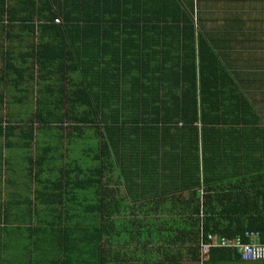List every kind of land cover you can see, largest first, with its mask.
I'll list each match as a JSON object with an SVG mask.
<instances>
[{
	"label": "trees",
	"instance_id": "16d2710c",
	"mask_svg": "<svg viewBox=\"0 0 264 264\" xmlns=\"http://www.w3.org/2000/svg\"><path fill=\"white\" fill-rule=\"evenodd\" d=\"M165 1L161 19L175 39L159 59V73L147 74L78 39L90 0H0V33L37 31L43 40L37 51L28 48L22 67L15 52L5 51L0 93L17 91L23 98L13 102L22 105L31 104L33 90L38 97L26 127L2 128L0 119V138L14 130L28 129L30 140L34 131L38 139L55 131L36 163L57 164L61 173L59 180L39 179L36 216L20 218L28 226L35 220L30 235L49 239L38 256L30 252V262L9 264H181L199 261L209 234H264V169L256 167L264 163L263 127L256 128L261 116L247 93L263 73L243 55L264 50L262 18L251 27L245 14L253 5L264 9V0L197 10L192 0L187 13L172 0L158 3ZM104 6L96 5L87 29L93 38L107 27ZM144 8L154 15L148 0ZM223 16L225 24H217ZM232 58L235 72L224 63ZM35 62L43 81L25 82ZM232 262L243 261L234 250L214 248L203 264Z\"/></svg>",
	"mask_w": 264,
	"mask_h": 264
},
{
	"label": "crops",
	"instance_id": "0c3cea01",
	"mask_svg": "<svg viewBox=\"0 0 264 264\" xmlns=\"http://www.w3.org/2000/svg\"><path fill=\"white\" fill-rule=\"evenodd\" d=\"M148 1L154 7V15L147 14L143 11L145 9L144 0H141L140 7L136 6V0H90L88 12L83 14L84 19L79 21L81 26H84L83 28L86 32L81 34V37L79 36L78 39L86 40L85 42L92 40L95 47L97 44L99 45L98 47L105 48L104 53L109 55L111 59L119 60L122 63V66L125 62L127 66L126 69L132 68L133 71H136V67H141L142 65L147 74H158L160 71V69H158L160 64L159 59L162 58L165 51L170 54V48L172 47L175 37L173 36V33L165 28H172L170 26L171 24L166 23L161 19V9L167 5V2L165 1L159 5L158 0ZM191 2L192 0H172L171 6L173 3H177L183 12L187 13ZM211 2L213 5L207 7L204 0H193L194 8L196 10L214 8L215 4H218L217 6L221 8L220 2H222V0H211ZM98 4L105 5L103 9L108 12L105 15V23L107 27L105 28V32L97 33L93 38L91 34L94 33H89L87 29L91 28L93 22L91 19L94 16V10H98L96 7ZM90 6H92L91 9ZM228 22L230 23L229 20ZM217 24L223 25L225 24V20L221 19ZM129 27H131V29H129ZM131 30L134 31L131 32ZM215 35L219 36V40L221 39L220 36H222V34L220 33V30H218V34L215 32ZM42 42L43 40L37 31L32 33L30 31H23L19 34L18 32H10L7 34L0 33V71L3 70V67L8 66V64H6V58L8 56L5 54V51L15 52V60L13 61L15 64L21 66L24 63L23 60L28 48L33 47L34 50L37 51L42 46ZM78 44L80 45L82 52L84 54L87 52L88 54L89 50L87 49L85 52L82 43ZM52 54L53 52L51 53V56ZM224 63L228 65L229 71H231V69H233L234 72L236 71V65L233 64V58L228 59L227 61L225 60ZM108 68L112 71H116L111 65H108ZM32 72L31 80L25 82L36 83L37 81H40L41 76L44 74V69L36 63L32 68ZM259 72L263 73L262 81H257L256 83L247 86V93L261 116V120L256 125V128L263 127V130L258 132V134L261 133L259 136L262 135L264 138V106H262V104H264V68H261ZM39 74L42 75L39 76ZM258 76L259 75L256 74V80H259ZM253 79L255 80V77ZM42 81L43 80L40 82ZM155 84L158 87V83ZM216 86H218V84H216ZM37 97V92L33 90L28 99H33L34 102V99ZM1 98L4 99V102L5 99L7 100L6 102H10L15 98L23 97L20 93H17V91H13L11 93H0V99ZM228 103H230V101ZM49 132H51V134ZM54 133L55 131H43L42 134L39 135L40 139H38V131H34L30 140V132L25 130H14L12 134L9 135V147H4L3 151L0 153V196H2V200H0V204L2 205L0 206V215L3 216L6 211L8 212L7 216L11 218L9 224L1 231L3 233L4 231L9 233V237L6 239L4 236V239L2 240L5 243L8 242L9 246L14 247L13 250L10 249L9 253H5L0 260L7 259L6 262L27 260L30 256V252L34 256H38L39 248L44 247L43 245L41 246L40 243H43L44 239H49L47 236L40 239L36 234L30 235L29 230L34 228V226H28L29 224L23 222L20 218L32 217L34 219L36 216L34 210V208H38L36 197L38 193L43 191L40 187L38 189V185H40L39 179L43 180L46 178L54 180L56 178L59 180L61 177L60 168L57 164L56 167L54 164L50 166L44 159L39 166L36 163L37 157L41 156L39 150H45V147L49 145L48 141H50V136L52 138ZM1 138H3V136H1ZM51 140L53 145L55 138ZM26 142H29L30 145L33 142V145H29V151L27 154H22L17 145ZM257 145L256 142L252 144V149H250L252 153L255 152L253 149ZM260 151V148L256 149V152ZM258 166L264 169V163L263 166L257 165L256 167ZM225 167L231 168V165L228 164L225 165L224 168ZM253 185L254 183L252 186ZM259 185L260 184H258V186ZM33 221L35 222V220ZM34 222L32 224H35ZM0 257H2V254H0ZM27 261L30 262V260ZM246 263L253 264L261 262Z\"/></svg>",
	"mask_w": 264,
	"mask_h": 264
},
{
	"label": "rangeland",
	"instance_id": "374dc122",
	"mask_svg": "<svg viewBox=\"0 0 264 264\" xmlns=\"http://www.w3.org/2000/svg\"><path fill=\"white\" fill-rule=\"evenodd\" d=\"M226 1L227 0H222V2H221L222 9L226 8V6H225ZM253 7L254 8L245 9L246 10L245 14L247 15V17H249L250 22H252L251 27L255 26V24H256L254 21L255 17L262 18V25L259 28H262V29H260V30H262L260 32V35H262V37H263V35H264V9H263V5H253ZM233 8L234 9H232L231 11H235L238 8L237 4L235 6H233ZM225 15H227V14L224 13V16ZM224 16L222 17L223 20L225 18ZM243 55L245 57L244 62L245 61L247 62L248 67H250L253 64V62L258 61L259 62L258 67L264 68V50L263 49H257L256 48L253 51V53H251V50H250L247 55L246 54H243ZM13 91L14 90H9L10 93ZM6 101L7 100L5 99V102L3 101L2 103H0V119H2L1 120V127L2 128L6 127V126H8V124H13L14 126L18 125L14 129H20V128L26 127L27 121L31 118L30 114L32 113V110H31L32 104H30L28 102V104L22 105L19 103H14L13 101H10V102H6ZM28 101H30L32 103L33 99H28ZM24 130L27 131L28 129H24ZM4 142L10 143V139L5 140L4 138H0V147H2V148H0L1 152L4 149V146H3ZM32 145H33V142L31 143L30 146H32ZM19 149H20V152L22 154H27V152L29 151V146L22 145V147ZM120 188L123 191V188L122 187H120ZM0 197H1L0 200H2V196H0ZM0 206H2V205L0 204ZM3 220H4L3 217L0 215V254H2V257H0V258H3V255L5 253H7V249H9V250L14 249V247L8 245V242L5 243L2 240V239H4V236L6 239L9 237V233H7L6 231H4V233L1 232L3 230V228L8 225V224L4 225ZM34 223L35 224H32V226L37 225L36 222H34ZM6 260H0V264H9L11 262V261L6 262ZM181 264H201V261L197 262V261H193V260L184 258L183 260H181ZM231 264H251V263H246V262H238L237 263L236 262V263H231ZM253 264H264V262L253 263Z\"/></svg>",
	"mask_w": 264,
	"mask_h": 264
},
{
	"label": "built area",
	"instance_id": "2783aa9c",
	"mask_svg": "<svg viewBox=\"0 0 264 264\" xmlns=\"http://www.w3.org/2000/svg\"><path fill=\"white\" fill-rule=\"evenodd\" d=\"M213 248L234 250L245 262H262L264 261V234L257 231H246L232 238L209 234L205 240L201 241L199 248L201 262L209 258V253Z\"/></svg>",
	"mask_w": 264,
	"mask_h": 264
},
{
	"label": "clouds",
	"instance_id": "9594fccd",
	"mask_svg": "<svg viewBox=\"0 0 264 264\" xmlns=\"http://www.w3.org/2000/svg\"><path fill=\"white\" fill-rule=\"evenodd\" d=\"M213 249H214V248H213ZM219 249H223V248H219ZM208 259H209V258H208ZM208 259H207V260H208ZM207 260H205V261H207ZM199 261H200V259H199ZM203 262H204V261H203ZM203 262H201V264H203ZM243 262H245V261H243ZM262 262H263V261H262Z\"/></svg>",
	"mask_w": 264,
	"mask_h": 264
}]
</instances>
